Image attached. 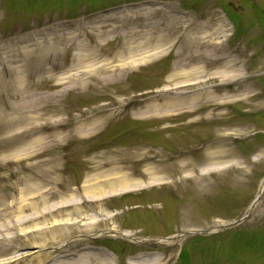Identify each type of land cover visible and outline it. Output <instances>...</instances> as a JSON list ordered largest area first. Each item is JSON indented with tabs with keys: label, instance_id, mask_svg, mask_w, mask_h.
Listing matches in <instances>:
<instances>
[{
	"label": "rangeland",
	"instance_id": "1",
	"mask_svg": "<svg viewBox=\"0 0 264 264\" xmlns=\"http://www.w3.org/2000/svg\"><path fill=\"white\" fill-rule=\"evenodd\" d=\"M100 28L109 34L100 37ZM134 33L142 48L122 59L157 51L154 57L49 101L35 122L40 131L26 130L28 120L11 127L3 118L20 117L9 107L28 101L12 95L18 74L31 83L32 97L51 95L41 84L47 71L56 78L76 68L85 50L101 52L90 59L95 64L116 67ZM67 34L77 40L56 37ZM42 40L57 52L30 45ZM213 45L243 54L245 89L258 95L206 118L207 98H191L224 92L208 77L222 57L209 55ZM96 115L108 118L76 134L77 120ZM57 119L68 125L53 139ZM215 150L233 157L201 174ZM144 156L159 161L153 167L161 182L86 198L83 186L100 173L99 162ZM263 179L264 0H0V264H55L87 252L91 264H264V191L242 223L220 230L243 216ZM70 197L77 209L57 206ZM111 228L142 241L91 237Z\"/></svg>",
	"mask_w": 264,
	"mask_h": 264
},
{
	"label": "bare ground",
	"instance_id": "2",
	"mask_svg": "<svg viewBox=\"0 0 264 264\" xmlns=\"http://www.w3.org/2000/svg\"><path fill=\"white\" fill-rule=\"evenodd\" d=\"M81 28V27H80ZM79 28V29H80ZM103 28H100L97 33L100 37L107 36L109 33L106 31L101 30ZM61 31H64L63 29H54L52 33L57 34ZM54 34V35H55ZM37 35V34H36ZM69 37L65 35H59L56 36L59 40L65 39L67 40V43L74 42V40H77L76 37H70L71 34H67ZM132 37H134L135 41L132 43L133 46H129L128 52L124 49L121 53L123 56L120 58L122 59L124 55L130 54V51H140L143 45V42H140V34H131ZM60 37V38H59ZM33 39V38H32ZM36 39V38H34ZM151 39V38H150ZM149 39V41H150ZM31 40V39H29ZM25 40L18 41L17 44L23 42ZM35 41V40H34ZM37 42V41H35ZM45 40H42V42L36 43V44H30V45H37L39 48H43V50L51 51V52H57L52 51V47H46L44 48ZM20 45V44H19ZM28 46L21 47L17 50H13L10 53H16L23 52L25 53L27 51ZM212 53L209 55H213L220 59H216L217 62L213 64L215 66L216 72L213 74H210L208 77L217 79L219 81V84L217 85L220 90L224 91L222 93L216 94L214 90H207L203 95L196 96L193 99H197L199 97L205 96L207 98L208 103L206 104V108L209 109L207 113L206 118H212L215 116L221 115V110L225 108L226 105L236 102V101H243L245 99L254 97L258 95V93L254 92L252 95H248V92H250L249 89H245L246 84V76L242 72V65L244 61L241 59L243 57V54H237V55H231L228 52L221 53L220 49L222 48L221 45H213L211 47ZM60 51V50H58ZM98 53L101 55V52L97 51H87L85 50L84 54H81L77 56V67L69 70L65 74L58 76L56 78H53V75H51L52 72L47 71V78H41V84L47 87L48 90H53V94L47 95V96H38V97H32V86L31 83H25L24 76L19 75L15 79L17 84L15 85V90L13 91L12 95L17 96H28V101H23L22 103H18L17 105H11L9 108L11 112H13L15 115H19L20 117L16 118L13 115L4 116L3 118L7 120V122H10L11 127H13L16 124H23L27 120L28 122H33L30 126H27L26 130H29V132L34 133L35 131H40L44 128L43 125H38L35 122L38 121L42 117V112L47 109V104L49 101H56L61 99L64 95L73 92L75 90H84L90 86V82L94 79L97 81H101L104 84L114 80L115 78V72L117 71V68L121 71L123 68H120L122 66H130L131 63H141L146 59H150L154 57L157 53V51H151V52H145L140 55V58L136 59L133 56L129 58L131 61L125 62L126 60L122 59V61L119 65L116 67L109 66L108 64H95L93 61H90L92 57H95ZM119 55H115V57H118ZM97 57H95L96 59ZM94 59V60H95ZM117 60V59H115ZM118 61V60H117ZM50 71V69H49ZM53 71V70H52ZM46 73V72H45ZM52 81V83H50ZM244 85V86H243ZM233 87V88H231ZM37 89V88H36ZM243 89V90H241ZM155 108H150V110H154ZM155 111H157L155 109ZM188 113L192 114L195 113V110L188 111ZM25 114H29V116H24ZM101 115L96 116H90L86 117L84 119L77 120L73 128L75 129L76 134H84L88 130H93L95 126L98 124V122H102L103 120L107 119L108 116H103L102 120L100 118ZM68 123H65L64 120L57 119L52 123V130L51 135L48 137H53V139H59V131L67 126ZM35 130V131H34ZM30 133V134H31ZM52 139V138H51ZM38 140V139H36ZM40 140V139H39ZM45 141V140H41ZM40 142V141H38ZM221 142H215L214 145L221 146ZM216 151V150H215ZM210 158L214 160L213 164L208 165L205 169L203 168L201 171V174H206L210 171H215L219 168L218 161H221L222 159H230L233 157L232 154L229 153H219V151L211 152ZM131 161V162H130ZM159 161L153 160V157L151 156H144L143 158H139L137 160H131V159H115V160H109L106 162H99L95 169L96 171L100 172L96 174L95 179H90L85 181V184L83 186V193L86 195V198L91 201H96L101 198H104L111 194H119L124 192H129L132 190H139L142 188H147L150 186H153L161 181H159L158 173L160 171L156 170L153 166L159 165ZM146 166L143 170H139L140 172H137L138 167L140 165ZM132 170L135 173H130L129 170ZM99 175V176H97ZM142 175V176H141ZM143 176H147L148 182L145 183L143 180H140L139 178H142ZM264 191V179L260 182L259 188L257 190V193L255 195L256 197H259L262 195ZM78 204V201L75 200V198L70 197L68 199L61 200L57 206L63 207V206H73L74 209H77L76 205ZM55 205L51 207H45L46 211L53 210ZM18 210L21 209V206L17 208ZM55 221V220H54ZM94 221L91 220L90 223ZM87 228H91L90 224L87 225ZM217 230H214L215 232ZM103 234H112L118 237H121L125 240H132L134 242H140L141 239H136L132 237V234L127 231H120L117 228H111L105 232H102L101 234H94L91 237H98L99 235ZM183 235L178 236L177 238H181ZM159 243L161 242H168L167 240H158ZM62 247V245L58 246L57 248ZM91 252H87L84 254L77 255L75 257L65 258L64 260H61L55 264H91L90 257ZM37 264H40L38 262ZM99 264H101L99 262ZM132 264H143L142 262H133Z\"/></svg>",
	"mask_w": 264,
	"mask_h": 264
},
{
	"label": "water",
	"instance_id": "3",
	"mask_svg": "<svg viewBox=\"0 0 264 264\" xmlns=\"http://www.w3.org/2000/svg\"><path fill=\"white\" fill-rule=\"evenodd\" d=\"M260 199V196L259 197H256L253 202L249 205V207L247 208L246 212L244 213V215L236 222H234L233 224L229 225V226H226V227H222L221 229H227V228H230V227H233L235 225H238L240 224L244 219H246L248 217V215L250 214V212L252 211V209L255 207V205L257 204V202L259 201ZM174 237H170L169 239H165V240H171L173 239Z\"/></svg>",
	"mask_w": 264,
	"mask_h": 264
}]
</instances>
